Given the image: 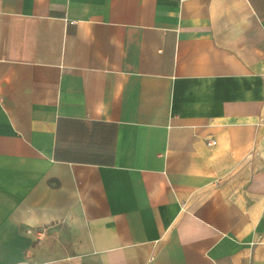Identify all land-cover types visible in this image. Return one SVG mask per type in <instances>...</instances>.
Returning <instances> with one entry per match:
<instances>
[{
	"label": "crops",
	"instance_id": "obj_1",
	"mask_svg": "<svg viewBox=\"0 0 264 264\" xmlns=\"http://www.w3.org/2000/svg\"><path fill=\"white\" fill-rule=\"evenodd\" d=\"M0 264H264V0H0Z\"/></svg>",
	"mask_w": 264,
	"mask_h": 264
},
{
	"label": "built area",
	"instance_id": "obj_2",
	"mask_svg": "<svg viewBox=\"0 0 264 264\" xmlns=\"http://www.w3.org/2000/svg\"><path fill=\"white\" fill-rule=\"evenodd\" d=\"M209 144H211V143H209ZM212 144H215V141H213Z\"/></svg>",
	"mask_w": 264,
	"mask_h": 264
}]
</instances>
